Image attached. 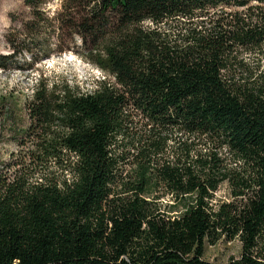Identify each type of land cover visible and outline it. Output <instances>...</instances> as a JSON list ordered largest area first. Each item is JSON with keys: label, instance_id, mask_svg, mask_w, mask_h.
Masks as SVG:
<instances>
[{"label": "trees", "instance_id": "obj_1", "mask_svg": "<svg viewBox=\"0 0 264 264\" xmlns=\"http://www.w3.org/2000/svg\"><path fill=\"white\" fill-rule=\"evenodd\" d=\"M51 1L24 0L6 58L36 63L70 35L103 75L40 76L25 101L0 264H212L222 237L241 243L225 264H264V0Z\"/></svg>", "mask_w": 264, "mask_h": 264}, {"label": "rangeland", "instance_id": "obj_2", "mask_svg": "<svg viewBox=\"0 0 264 264\" xmlns=\"http://www.w3.org/2000/svg\"><path fill=\"white\" fill-rule=\"evenodd\" d=\"M61 0L49 2L45 8L50 13L56 12L60 7ZM31 10L24 5V0H0V94L6 97L7 103L0 104V115L5 117V128L0 135V168L13 170L18 167L20 157L29 148V142L22 144L24 139L20 135V128L27 123L24 103L32 95V90L39 77H45L48 81L78 85L81 90L90 89L95 80L102 78L103 73L96 66L85 60L78 39L70 35L59 43V47L70 46L60 53H53L47 58H41L36 63H29L19 56L7 59L13 55L12 49L7 42L6 33L18 21L31 19ZM75 40V41H74ZM52 44L54 38H49ZM2 123V119L0 118ZM9 129L17 131L15 134ZM54 174L62 178L59 170ZM217 201L230 200L226 184L220 185L215 193ZM167 200L169 198H166ZM241 253V243L238 238L228 240L220 238L214 244L205 243L204 258L212 264H225L230 258H237Z\"/></svg>", "mask_w": 264, "mask_h": 264}]
</instances>
